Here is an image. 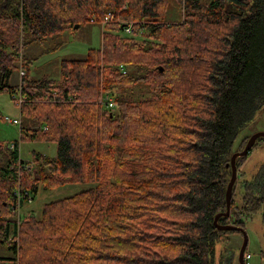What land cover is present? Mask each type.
Masks as SVG:
<instances>
[{
  "label": "trees",
  "instance_id": "1",
  "mask_svg": "<svg viewBox=\"0 0 264 264\" xmlns=\"http://www.w3.org/2000/svg\"><path fill=\"white\" fill-rule=\"evenodd\" d=\"M178 1L182 19L169 22L172 0H0V92L26 96L22 117L38 124L13 149L0 141V247L11 252L0 263L233 264L218 248L239 232L214 220L249 136L239 139L264 108V0ZM107 16L100 49L61 61L57 78L32 74L63 35ZM126 24L143 42L120 35ZM22 142L56 147L33 154L40 179ZM76 184L90 187L17 221L18 194ZM242 190L219 222L247 228L260 216L264 228V164Z\"/></svg>",
  "mask_w": 264,
  "mask_h": 264
},
{
  "label": "rangeland",
  "instance_id": "2",
  "mask_svg": "<svg viewBox=\"0 0 264 264\" xmlns=\"http://www.w3.org/2000/svg\"><path fill=\"white\" fill-rule=\"evenodd\" d=\"M181 19L182 10L180 7V3L178 0H172L168 21L175 22L180 21ZM104 26H102L101 24H87L81 26V28L76 32L66 33L62 36L61 39L68 42V44H65L59 52L42 57L38 62H36L34 64L32 74L37 76L50 74L54 78L59 77L61 61L82 60L88 55L90 50L100 49L102 47V35L106 30V27ZM120 35L131 39L134 38L137 43L143 42L142 37H133L132 35L129 36L124 31L123 33L120 32ZM52 44L53 42L49 39L47 45L49 46ZM32 51L34 53H38L39 47L33 48ZM21 70L25 71L26 73V69L22 65H19L18 71L14 73L12 77V85L18 86L19 84H21ZM106 95L107 94H103L100 99L102 97H105ZM111 97L113 99L115 98L113 95H111ZM100 99L98 101L99 104ZM6 118H9L11 120L19 119L21 120V124H12L8 122ZM21 127H25L28 130L36 129L38 127V124L32 120H28L27 118L22 117L21 108L16 105L15 101L11 99L9 93L0 92V141L5 142L9 149L15 148V142L19 141L21 138ZM256 132H264V108L257 114L255 120L246 128L239 140L242 141L248 136V138H250ZM238 151L242 150H236L235 152ZM36 152L46 154V156L52 158L55 156L56 147L53 144L45 143H21L20 153L23 160L32 162L33 154ZM247 156L245 161L241 163L240 167L238 168V177L240 176V179L238 181L236 180L237 198L234 201L232 194L231 212L236 208V206L240 205L241 196L244 193L242 190V182L245 180H250L264 164V141L259 142L257 146H254ZM28 168L32 172L35 179H40V175L38 172L39 167L35 165L34 162L30 163ZM89 187V185L76 184L63 185L55 189L46 190L42 185H40L37 195L30 196L29 194H27L29 195L30 200L28 199L27 195L24 197L22 196V194H18L19 203L17 204L16 209V219L19 223L27 221L31 218L39 220L42 217V213L46 205L61 199L68 198L76 193L86 190ZM246 222L247 228H243L248 233L249 241L247 249L250 253L245 257L246 264H264V228L262 226L260 216H256L254 219L252 218V220ZM229 224L235 225L234 221L230 222ZM226 239L228 240V242L221 244L218 248V256L220 257L225 250L226 254L228 250H231L233 252V264H240L239 252L244 242L243 234L241 232L233 233L228 235ZM8 256H11V252L8 247H0V257ZM0 264L10 263L4 262Z\"/></svg>",
  "mask_w": 264,
  "mask_h": 264
},
{
  "label": "water",
  "instance_id": "3",
  "mask_svg": "<svg viewBox=\"0 0 264 264\" xmlns=\"http://www.w3.org/2000/svg\"><path fill=\"white\" fill-rule=\"evenodd\" d=\"M78 28H79V25L75 26V29H78ZM159 70H160V72H163L164 68L161 67V68H159ZM261 137H264V132L254 133L249 138L245 148L242 151L235 152L232 155L231 162L228 165V166H231L232 177H231V180L228 184V188H227V192H226L227 210L224 213H220V214L216 215L215 220H214V225L218 230H221V231H239L243 234L244 242H243V245H242L240 252H239L240 264H246L245 253H246L248 241H249L248 233L243 227H239V226L232 225V224H227V225L220 224L219 220L221 217H226V216H229L231 214L233 188H234V185H235L237 177H238L237 159L241 158V157H246L250 153V151L253 149V147L255 146L257 140Z\"/></svg>",
  "mask_w": 264,
  "mask_h": 264
},
{
  "label": "built area",
  "instance_id": "4",
  "mask_svg": "<svg viewBox=\"0 0 264 264\" xmlns=\"http://www.w3.org/2000/svg\"><path fill=\"white\" fill-rule=\"evenodd\" d=\"M111 15L110 13L108 14V16ZM108 16L105 18V20L102 22V26L105 25V23L108 22ZM92 22H95V19L92 20ZM123 31L125 33H127V35L129 36H135V31H134V27L132 24H126L124 25L123 27ZM121 68L123 69L124 73H126V70L124 69L123 66H121ZM25 76V71L21 70V78ZM14 99L15 101L17 102V105L21 108L22 104L25 102L26 100V96H24L21 92H18L14 95ZM100 104L101 105H104L105 107L109 108V109H113L115 107V101L114 99L109 95L107 94L105 97H102L100 99ZM8 120V122L12 123V124H15V125H20L21 124V120L19 119H9V118H6ZM28 199L30 200V197L29 195H27Z\"/></svg>",
  "mask_w": 264,
  "mask_h": 264
}]
</instances>
